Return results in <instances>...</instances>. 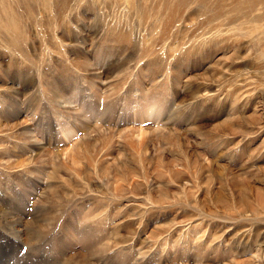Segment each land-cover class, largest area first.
Instances as JSON below:
<instances>
[{
    "label": "rangeland",
    "instance_id": "374dc122",
    "mask_svg": "<svg viewBox=\"0 0 264 264\" xmlns=\"http://www.w3.org/2000/svg\"><path fill=\"white\" fill-rule=\"evenodd\" d=\"M171 1L0 0V264H261L264 109L232 103L231 0L165 26ZM194 25L220 34L205 53Z\"/></svg>",
    "mask_w": 264,
    "mask_h": 264
},
{
    "label": "bare ground",
    "instance_id": "6f19581e",
    "mask_svg": "<svg viewBox=\"0 0 264 264\" xmlns=\"http://www.w3.org/2000/svg\"><path fill=\"white\" fill-rule=\"evenodd\" d=\"M164 0H162L163 3ZM171 1V0H168ZM172 3V7L170 2L168 6V4L166 2H164V6L162 7V14L161 15H165V14H169V16L167 17V15L163 18H168L167 20H163L160 22H165V26L167 24L166 21H168L169 23L175 21V17L172 16L170 13L172 11L179 13V11H181L182 7L185 6H189L190 3H197V5L199 7L203 6V9H205V11L211 12L209 13L210 15L207 17L215 19L219 14H215V7L217 6L214 2H210L207 0H173L171 1ZM166 3V6H165ZM156 4V3H155ZM138 5H140V3H134L133 6L135 8L136 11H138L139 13V19H148V15H150L149 12H147L148 10V5H144V3H141V9L138 8ZM196 5V4H195ZM154 6V4H153ZM191 6V5H190ZM152 7V6H151ZM157 7V6H155ZM159 7V6H158ZM160 8V7H159ZM170 8L172 9V11H170L169 13L167 12V9L170 10ZM150 10V9H149ZM153 10V9H152ZM159 10V9H157ZM201 10V9H200ZM151 11V10H150ZM196 11V10H195ZM204 11V12H205ZM158 12V11H157ZM161 12V11H160ZM193 12V10H192ZM230 12H231V17L229 19V22L232 23V27H230L231 29V34H232V38H234L235 40V46L233 47V52H232V56L231 57H227L231 60V66L233 67L232 69V73L234 74L232 81H231V93H232V103H234L236 100H238L239 104L241 105H246L247 107L249 106V104L252 102V104H256L254 106V108H257V110H262L264 109V0H231V7H230ZM123 13V12H122ZM199 13V12H198ZM207 13V12H206ZM6 15V16H5ZM5 20L6 22H4L3 24H0V28H10L12 31H14L16 29L17 24L15 25V22L13 20V16H11L10 14H5ZM160 15V14H159ZM148 16V17H147ZM158 18V17H157ZM206 19V20H208ZM205 20V21H206ZM146 21V20H145ZM153 21V20H152ZM209 21V20H208ZM151 22V21H150ZM152 23V22H151ZM194 23V22H193ZM210 23V22H209ZM212 23V22H211ZM210 23V24H211ZM127 24V23H126ZM162 26L164 25L163 23H160ZM132 25V24H131ZM134 25V24H133ZM130 26V25H128ZM197 27V25L194 26H189L188 27V32L190 35H192V33L194 34V36H199V38L197 40H199V44H201V49L204 51L203 49V44H205L207 41L209 43L210 40H213V43L215 42V38H219L220 34H217L216 37H212L211 35V30H197L193 27ZM135 27V26H134ZM151 27V26H150ZM132 28V26H131ZM164 28V27H163ZM198 28V27H197ZM137 29V28H136ZM140 29V28H139ZM205 29V28H203ZM21 30V29H20ZM132 31V30H131ZM187 31V30H186ZM221 31V30H220ZM21 32V31H20ZM187 32V33H188ZM132 33V32H131ZM12 35L14 33H11ZM128 34V32H127ZM188 34V35H189ZM11 35V36H12ZM18 35V34H17ZM187 35V34H186ZM185 35V36H186ZM21 36V33H20ZM121 37H125L123 34L120 35ZM128 36V35H127ZM165 36V35H164ZM13 37V36H12ZM154 37V36H153ZM201 37V38H200ZM208 37H210V40H204L207 39ZM155 38V37H154ZM191 38V36L189 37ZM222 38V37H221ZM18 39V38H17ZM166 39V38H165ZM187 39V38H186ZM194 38H192L191 40H193ZM165 41V40H164ZM196 41V40H195ZM217 41V40H216ZM163 42V41H162ZM194 42V41H193ZM205 42V43H204ZM221 42V41H220ZM230 42V41H229ZM174 43V42H173ZM218 43V42H217ZM233 43V44H234ZM192 44V43H191ZM190 44V45H191ZM197 44V43H196ZM230 44V43H229ZM164 45V44H163ZM166 45V44H165ZM227 45V44H226ZM171 45H169L170 47ZM173 46V45H172ZM193 46V45H192ZM199 46V45H198ZM164 47V46H163ZM167 47V46H166ZM208 47V46H207ZM211 47V46H210ZM216 47V46H215ZM223 47V46H222ZM252 47L254 48V51L252 50ZM162 48V47H161ZM209 48V47H208ZM221 48V47H220ZM164 49V48H163ZM172 49V48H171ZM170 49V50H171ZM174 49V48H173ZM190 49V48H189ZM188 50V49H187ZM193 50V49H192ZM195 50V49H194ZM166 50H164L165 52ZM213 50H211L212 52ZM169 52V51H168ZM180 52V51H179ZM192 52V51H191ZM194 52V51H193ZM200 52V51H199ZM215 52V51H214ZM205 53V51H204ZM213 54V53H212ZM187 55V54H186ZM192 55V54H191ZM188 56V55H187ZM186 57V56H185ZM210 57V56H209ZM257 57V58H255ZM220 58V57H219ZM255 58V59H253ZM258 64V66L256 65V63ZM224 63V62H223ZM124 64V63H123ZM222 64V63H221ZM230 64V63H229ZM253 64L256 65V68L253 67ZM122 65V64H121ZM120 65V66H121ZM125 67V66H124ZM224 67V65H223ZM227 68H223V71L225 72ZM231 72V71H230ZM231 73V74H232ZM232 74V75H233ZM231 75V76H232ZM177 78V77H176ZM221 79L227 80V75H222ZM132 81H130L131 83ZM136 82V81H135ZM158 82V81H157ZM223 83V82H222ZM204 84V83H203ZM212 83L207 84V86H211ZM214 85V84H213ZM220 85H222L220 83ZM174 86V85H173ZM200 86L201 83L196 85L195 88H191L189 90V92L191 94H193L194 97H199V95H196L197 92L200 90ZM131 87V86H130ZM90 88V87H89ZM139 88V87H138ZM204 88V87H203ZM206 88V87H205ZM202 89V88H201ZM91 90V89H90ZM210 89H206V91H204L203 94L207 93ZM214 90H218V89H214ZM101 91V90H100ZM104 91V90H103ZM154 91V90H153ZM97 91H95L96 93ZM105 92V91H104ZM103 92V94H104ZM144 92V91H143ZM147 92V91H146ZM215 92V91H214ZM58 93V92H57ZM93 93V92H92ZM91 93V94H92ZM102 93V92H101ZM212 93V92H211ZM106 94V93H105ZM147 94V93H146ZM189 94V93H188ZM94 95V94H93ZM96 95V94H95ZM213 95V94H212ZM97 96H99L97 94ZM105 96V95H104ZM143 97V96H142ZM145 97V96H144ZM158 97V96H157ZM109 98V97H108ZM99 99V98H98ZM58 100V99H57ZM61 101V100H60ZM91 101V100H90ZM104 101V99H103ZM102 101V102H103ZM62 102V101H61ZM97 102V100H96ZM148 102V101H147ZM106 103V102H105ZM142 103V102H141ZM144 103V102H143ZM238 104V105H239ZM53 105V104H52ZM95 105V104H94ZM99 105V104H98ZM64 106V105H63ZM66 106V105H65ZM97 106V105H96ZM103 106V105H102ZM111 106V105H110ZM147 106V104H146ZM112 107V106H111ZM150 107V106H149ZM156 107V106H155ZM159 107V106H158ZM245 107V106H244ZM246 107V108H247ZM59 108V107H58ZM109 108V107H108ZM237 108V107H235ZM234 108V109H235ZM163 109V108H162ZM111 110V109H110ZM114 110V109H112ZM149 110V109H148ZM160 110V109H159ZM59 111V110H58ZM106 111V110H104ZM109 111V110H107ZM106 111V112H107ZM162 111V110H161ZM235 111V110H234ZM113 112V111H112ZM145 113V112H144ZM106 114V113H105ZM108 115V113H107ZM106 115V116H107ZM88 116V115H87ZM86 116V117H87ZM85 117V116H84ZM108 117V116H107ZM106 117V118H107ZM138 117V116H137ZM110 116L108 117V120ZM146 120V119H145ZM144 121V120H143ZM107 122V121H105ZM139 122V121H138ZM142 122V121H140ZM140 131V130H139ZM138 131V132H139ZM100 132V131H99ZM102 136V135H101ZM104 136V135H103ZM29 140V139H28ZM34 141V140H33ZM27 143V142H26ZM90 144V143H89ZM36 148V147H34ZM206 229L203 231V233L199 236V237H203V235L209 234L208 232H205ZM243 231V230H242ZM250 231V230H249ZM198 237V238H199ZM197 237H195L194 240L198 239ZM261 243V241H260ZM261 246V245H260ZM260 246L257 248V251L254 253V258L255 260H259V263H264V250L263 247L260 248ZM199 256V254H198ZM196 255L194 257H192V259H196L195 258ZM189 259V258H188ZM198 260V258L196 259Z\"/></svg>",
    "mask_w": 264,
    "mask_h": 264
}]
</instances>
